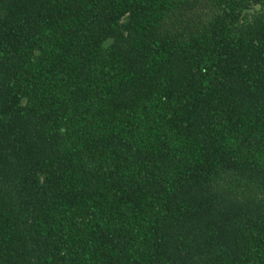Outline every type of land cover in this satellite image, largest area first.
I'll list each match as a JSON object with an SVG mask.
<instances>
[{
    "label": "trees",
    "instance_id": "trees-1",
    "mask_svg": "<svg viewBox=\"0 0 264 264\" xmlns=\"http://www.w3.org/2000/svg\"><path fill=\"white\" fill-rule=\"evenodd\" d=\"M0 264H264V0H0Z\"/></svg>",
    "mask_w": 264,
    "mask_h": 264
}]
</instances>
